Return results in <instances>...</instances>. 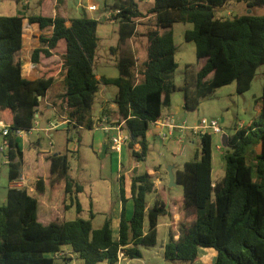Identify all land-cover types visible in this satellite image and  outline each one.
I'll return each mask as SVG.
<instances>
[{"label": "trees", "instance_id": "obj_1", "mask_svg": "<svg viewBox=\"0 0 264 264\" xmlns=\"http://www.w3.org/2000/svg\"><path fill=\"white\" fill-rule=\"evenodd\" d=\"M107 1V10H119L113 17L119 35L117 45L111 48L119 71L114 78H97L94 72L99 47L97 19L82 14L67 25V19L59 14L0 15V119L10 129L6 136L10 182L19 178L23 157L16 132L33 129L45 102L68 131L92 130L97 122L91 111L101 87H116L111 102L116 105L112 125L120 126L128 135V149L139 163L149 149L147 133L162 119L163 108L170 106L174 92L182 91L184 109L195 111L203 99L223 86L236 83L239 94L247 92L264 66V16L246 13L228 18L216 13L230 2L253 9L264 7V0H154L145 12L135 0H113L112 5ZM46 3L41 2V6ZM150 18L153 22L143 33L145 58L140 62L132 42L140 36L138 28L144 25L141 20ZM24 19L38 24L42 31L40 46L32 55L33 63L38 64L35 80L22 74ZM176 23L192 24L184 39L195 45L197 60H205L195 74L187 68L185 83L179 87L171 79L178 67L172 32ZM46 30L50 34H45ZM41 55L46 59L56 57L58 62L44 65ZM60 80L62 90L48 102V91ZM260 103L257 119L228 134L227 147L231 150L223 157L222 178H212L209 133L198 134L194 160L174 172L184 190L180 211L192 217L182 216L170 226L164 246L167 261L194 264L199 249L210 248L217 253L211 264H264V84ZM108 113L103 107L102 114L109 117ZM108 143L106 150L111 153ZM47 160V186L51 190L60 188L65 198L82 192V186L68 175L67 155L51 154ZM123 179L120 176L122 207L116 238L109 220L97 229L91 220L81 218L42 224L38 220V199L29 194L28 188L9 187L6 203L0 207V264H71L76 259L83 264H118L120 253L128 259H141L139 247L157 244L158 220L170 214V206L166 208L165 188L156 189V179L150 173L131 178L130 198ZM45 185V180L38 178L36 193L45 196ZM152 193L155 199L150 206L147 196ZM130 201L132 213L128 217ZM76 206L80 211L79 202ZM65 246L69 252L63 249Z\"/></svg>", "mask_w": 264, "mask_h": 264}, {"label": "rangeland", "instance_id": "obj_2", "mask_svg": "<svg viewBox=\"0 0 264 264\" xmlns=\"http://www.w3.org/2000/svg\"><path fill=\"white\" fill-rule=\"evenodd\" d=\"M42 0H0V15H41L52 14L54 6L48 2L41 6ZM100 7V11L91 15L98 20L97 35L99 47L96 53L94 72L97 76L117 77L119 71L116 67V58L111 53V48L118 43V22L105 18V0H95ZM140 10L146 11L153 5L154 0H135ZM57 10H67L70 8L78 10V17H81L83 9L79 7L81 0H55ZM217 16L233 18L243 14H253L264 16V7L247 9L244 3L230 2L222 10L216 11ZM150 19H143L140 23V32H144ZM150 21V22H149ZM149 26V25H148ZM190 23H176L172 27L174 43L176 46L177 69L172 74L171 79L176 86L185 83V74L188 68L191 74L197 73L202 67V60H197L195 45L186 42L184 33L192 29ZM48 30L45 31V34ZM33 32L25 30L23 67L28 62L32 67V55L37 48L35 45ZM40 44V41H39ZM39 46V45H38ZM132 46L139 61L145 58V40L137 36ZM40 61L48 65L58 62V58L46 59L43 55ZM62 80L56 83L49 91L47 101H53L62 90ZM264 84V66H262L253 80L250 90L239 94L236 83L223 86L216 90L213 96L203 99L197 110L189 111L183 107V92L177 90L172 94V103L163 108V114L170 109L178 124L183 125L182 129L174 130L169 135L167 129L163 134H167L166 140L156 137L149 141V149L144 160L139 162V167L132 156L128 145H125L120 153H109L106 150L108 134L96 129H70L61 123L58 114L52 109H47L43 105L44 115L36 116L34 127L31 131L22 132L23 135V157L20 162V169L24 168L23 175L27 182L29 194L38 199V220L42 224H49L55 219L60 221H72L78 218L91 220L94 229L100 228L109 220L113 232L119 227L121 215L120 198V176H124L123 186L127 190L130 198V181L135 175L150 173L155 180L161 177L163 183L160 188H165L163 194L166 204L170 206V214L161 216L158 220V240L154 246H140L141 259L123 258L120 264H173L164 258V246L168 241L169 228L172 223L185 216L190 219L189 212H181L180 206L183 200L184 190L181 185L169 187L170 180L168 169L173 171L182 170L184 164L194 160L199 148V137L192 133L190 128L195 127L203 118L207 120H217L223 133L233 134L236 128L247 127L258 117L260 110V97ZM117 89L114 86L101 87L96 101L92 107L91 114L97 122L101 116L102 104L106 100L113 99ZM46 106V107H45ZM115 120V119H114ZM57 125L51 130L50 127ZM212 138V178L217 181L224 176V154L231 150L223 144V133H214L209 130ZM113 135V133L111 134ZM68 138L70 141H68ZM8 137L0 132V207L6 203L7 190L10 187L9 180V160H8ZM21 144V139H18ZM3 149V151L1 150ZM51 154H65L69 162V177L82 186L83 190L77 195H67L64 197L60 188L51 190L47 186L50 176V165L47 157ZM127 174L128 176L124 175ZM45 180V196L36 193V180ZM77 196V197H76ZM155 199V194L147 196V203L151 206ZM169 201V204H168ZM76 202L80 204V211L77 210ZM171 203V205H170ZM70 249L65 246L63 248ZM210 248H200L198 260L194 264H211L212 257L208 255ZM214 254L215 251H214ZM72 264H83L80 259H76ZM98 264H106L104 262Z\"/></svg>", "mask_w": 264, "mask_h": 264}, {"label": "crops", "instance_id": "obj_3", "mask_svg": "<svg viewBox=\"0 0 264 264\" xmlns=\"http://www.w3.org/2000/svg\"><path fill=\"white\" fill-rule=\"evenodd\" d=\"M43 1H45V0H42L41 2H43ZM47 1L48 2L49 1L52 2L53 3V6L55 8L54 11H53V13H52V16H55L56 14H59V15L65 17L67 19V25L70 24L69 23V20L70 19L79 18L77 16V14H78V10L77 9H73V8H70V9H67V10L61 9L59 11V10L56 9L57 6H55V3H54L55 0H47ZM107 4L108 5H112L113 4V0H108L107 1ZM93 5H96L97 6V9L95 11H91L90 10V6H93ZM79 7H81L83 9V11L81 13V16H82V14H86L88 17H90L92 19H94V18L91 17V15H93V14H95V13H97V12L100 11L99 4L95 0H81V3L79 4ZM106 10L107 9L104 8V10H103L104 11V15H105ZM22 16H26V15H22ZM139 28H140V26H139ZM139 28H138V33L140 34V37H141V39L143 41V39H144L143 33L144 32H140ZM29 29H30V31L33 32V36H34V39H35V42H36L35 45L38 48L40 46V44H39V38H40V35L42 34V31L40 30V27H39L38 24H29L28 21H27V19H24V21H23V33L25 34V30L29 31ZM24 34H23V49H24ZM46 34H50V31H48ZM22 55H23V50H22ZM51 58H56V57H51ZM22 60H24V57H22ZM41 63L44 64V65H48V64L43 63V62H41ZM204 63H205V60H202V66L204 65ZM33 64L36 65L37 67L36 68L35 67H32L30 65V63H28V62L24 65V67L22 66V74H23V76L25 78H27L29 80H35L37 78V76H38V64H36V63H33ZM97 78H99V76H97ZM116 93H117V91H116ZM172 100H173V98L171 96V103H172ZM111 102H112V99L106 100V102L102 104L101 116L98 118L97 123L95 125V127H97L96 129H99V130L103 131L104 133L108 134V141H107V143L105 145L106 148H107V145H109L108 142L110 141V138L113 137L116 134V131L111 128V126H113L112 125V122H114V117H115L114 114H115V111H116V105L113 104V103H111ZM45 103H46L45 105L47 106V109L48 108L49 109H52V106L51 105L47 104V102H45ZM260 105H261V103H260ZM103 107H105L107 110H109V113H108L110 115L109 117L107 115H103L102 114ZM260 108H261V106H260ZM52 110H54V109H52ZM172 111L173 110L170 109L165 114H163V111H162V114H163L162 119L160 121H158L156 124H152L151 125L150 130L147 133V141L148 142L150 140H152V139L155 140L156 137L161 138L160 137V134H163V131L165 129H167L168 132H169V130H170L169 129V125L173 121H174V123H177L176 120H175V117H174V115L172 113ZM44 114L45 113L43 111V108L40 107V110L38 111V114L36 116H40V115H44ZM0 121L4 122L1 119H0ZM61 123L62 124H65V122H61ZM175 130H179V129L176 128ZM112 133H113V135H111ZM224 135H225V133L223 134V136ZM15 138L17 139V142H18V139H21V144L18 142V145H19L20 150L23 153V149H22L23 146H24V144H23L24 143L23 142V139H24L23 135H21V134L20 135H16ZM22 144H23V146H22ZM135 149L138 150L139 149V146L137 145L135 147ZM111 153H115V152H111ZM50 155H51V153H50ZM21 163H22V161H21ZM135 164H138V167H139V163L138 162L135 163ZM23 170H24V168L23 169L22 168L20 169L19 178L17 180H19L22 177L25 178L24 175H23L24 174L23 173ZM124 175L128 176L127 174H124ZM162 183H163V179L161 177L156 178V180H155V187H156V189H159ZM10 187H14V185L12 184V182L10 183ZM127 210H128L127 215L129 217L131 215V213H132V202L131 201L127 205ZM117 232H118V229H117V231L115 233L113 232V235H114L115 238L117 237ZM65 251L69 252L70 250L69 249H65ZM208 251H209L208 252V255H210L212 257V261H213V259L217 255V253H216L215 250H208ZM214 251H215L216 254H214Z\"/></svg>", "mask_w": 264, "mask_h": 264}, {"label": "built area", "instance_id": "obj_4", "mask_svg": "<svg viewBox=\"0 0 264 264\" xmlns=\"http://www.w3.org/2000/svg\"><path fill=\"white\" fill-rule=\"evenodd\" d=\"M97 9L96 5L90 6L91 11H95ZM119 13V10H113V9H108L105 12V18L109 20H114L113 17L116 16ZM157 122L153 123L156 124ZM57 128V125L54 127H50L51 130ZM113 130L116 131V134L110 138V148L112 152L115 153H120L122 152V149L124 148L125 145H128L129 138L128 135L121 131L120 126H111ZM178 128L182 129L183 125L174 123V121L169 125V135L173 134V131ZM193 134H208V131L211 130L214 133H223L222 128L220 127L219 123L217 120H207L205 118L201 119L199 123L193 127L190 128ZM0 132L3 136H8L10 134V129L9 127L2 121H0ZM22 132L18 131L16 132V135H20ZM224 134V133H223ZM160 137L162 140H166L168 135L167 134H160ZM3 151V149H1ZM136 168L138 167V164H135ZM12 184L14 187H19V188H26L27 182L25 178H20L19 180H14L12 181ZM124 258V254L120 253L119 254V263H121L122 259ZM72 264V263H71Z\"/></svg>", "mask_w": 264, "mask_h": 264}, {"label": "water", "instance_id": "obj_5", "mask_svg": "<svg viewBox=\"0 0 264 264\" xmlns=\"http://www.w3.org/2000/svg\"><path fill=\"white\" fill-rule=\"evenodd\" d=\"M39 100H41V97H39ZM227 140H228V134H225L223 136V144L225 147H227ZM168 174H169V180H170V185L169 187L176 186L178 183L175 180V173L173 171V168L168 169ZM169 204V201H168ZM169 205L166 204V208L168 209Z\"/></svg>", "mask_w": 264, "mask_h": 264}]
</instances>
